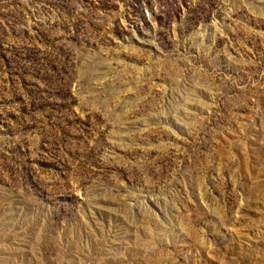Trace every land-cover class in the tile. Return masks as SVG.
Returning a JSON list of instances; mask_svg holds the SVG:
<instances>
[{
	"label": "rangeland",
	"instance_id": "1",
	"mask_svg": "<svg viewBox=\"0 0 264 264\" xmlns=\"http://www.w3.org/2000/svg\"><path fill=\"white\" fill-rule=\"evenodd\" d=\"M0 264H264V0H0Z\"/></svg>",
	"mask_w": 264,
	"mask_h": 264
}]
</instances>
